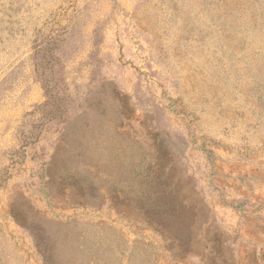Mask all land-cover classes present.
<instances>
[{"label":"rangeland","instance_id":"obj_1","mask_svg":"<svg viewBox=\"0 0 264 264\" xmlns=\"http://www.w3.org/2000/svg\"><path fill=\"white\" fill-rule=\"evenodd\" d=\"M0 264H264V0H0Z\"/></svg>","mask_w":264,"mask_h":264}]
</instances>
